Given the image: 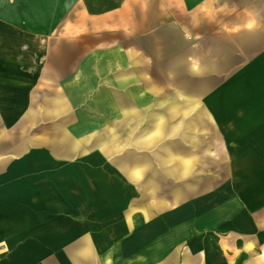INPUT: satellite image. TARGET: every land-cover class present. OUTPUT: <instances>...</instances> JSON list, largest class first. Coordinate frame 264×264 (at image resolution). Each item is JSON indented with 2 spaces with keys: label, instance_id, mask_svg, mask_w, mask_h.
<instances>
[{
  "label": "crops",
  "instance_id": "obj_1",
  "mask_svg": "<svg viewBox=\"0 0 264 264\" xmlns=\"http://www.w3.org/2000/svg\"><path fill=\"white\" fill-rule=\"evenodd\" d=\"M113 34L149 58L183 57L200 82L223 155L208 234L224 262L264 264V0H120L98 14L84 0H0V264H75L63 245L78 234L63 225L64 163L45 128L63 116L49 119L47 106L63 105L52 94L64 90L65 56L67 73L81 69L79 40L102 50ZM73 246L84 264L85 244Z\"/></svg>",
  "mask_w": 264,
  "mask_h": 264
},
{
  "label": "rangeland",
  "instance_id": "obj_2",
  "mask_svg": "<svg viewBox=\"0 0 264 264\" xmlns=\"http://www.w3.org/2000/svg\"><path fill=\"white\" fill-rule=\"evenodd\" d=\"M84 1L98 14L120 0ZM121 37L102 50L79 40L73 63L81 69L67 73L65 56L64 90L52 94L63 105L47 106L49 119L63 116L45 128L64 163L55 189L65 200L63 225L78 231L64 235L65 255L77 264V242L84 264H230L208 234L223 155L200 109V82L183 57L149 58Z\"/></svg>",
  "mask_w": 264,
  "mask_h": 264
}]
</instances>
